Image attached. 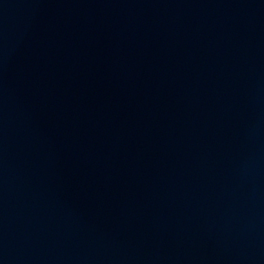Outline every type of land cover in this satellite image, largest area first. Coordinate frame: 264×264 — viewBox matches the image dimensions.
<instances>
[{"label": "water", "instance_id": "95a60500", "mask_svg": "<svg viewBox=\"0 0 264 264\" xmlns=\"http://www.w3.org/2000/svg\"><path fill=\"white\" fill-rule=\"evenodd\" d=\"M0 264H264V0H0Z\"/></svg>", "mask_w": 264, "mask_h": 264}]
</instances>
